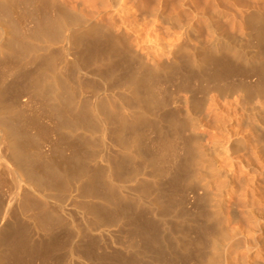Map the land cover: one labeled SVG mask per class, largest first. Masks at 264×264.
<instances>
[{
    "label": "bare ground",
    "instance_id": "6f19581e",
    "mask_svg": "<svg viewBox=\"0 0 264 264\" xmlns=\"http://www.w3.org/2000/svg\"><path fill=\"white\" fill-rule=\"evenodd\" d=\"M47 1L0 0V264H264V0Z\"/></svg>",
    "mask_w": 264,
    "mask_h": 264
},
{
    "label": "rangeland",
    "instance_id": "374dc122",
    "mask_svg": "<svg viewBox=\"0 0 264 264\" xmlns=\"http://www.w3.org/2000/svg\"><path fill=\"white\" fill-rule=\"evenodd\" d=\"M42 7H43V9H47V8L49 7V2H48L47 0H42ZM48 10H49V8H48ZM44 12H45V10H44ZM204 33H205V31H204ZM205 34H206V33H205ZM237 43H238V41H237ZM240 43L243 45L245 42H239V44L237 45L238 47H239ZM240 46H241V45H240ZM188 74H190V73H188ZM44 75H45V74L42 75V79L45 78L46 75H45V76H44ZM235 75H237V74H234V75L232 74L231 77L229 76V77H228V79H229L228 81H230L231 83L233 82L232 85H234V86H239V85L241 84L240 79H239L241 76L239 77V76H235ZM238 75H239V74H238ZM189 77L192 78V79L195 78V77H193V75H191V74H190ZM232 77H233V78H232ZM235 77L237 78L236 80H234ZM232 79H233L234 81H233ZM235 81H236V83H237V81H239L240 84L238 83V85H237V84L235 85V84H234ZM228 83H229V82H228ZM231 83H229V84L231 85ZM212 84H213V85H212ZM214 84H215V86H216V85L219 84V83H217V82H216V83H215V82H212L211 85H210L211 87L208 86L209 88H207V89L210 90V88H212V86H214ZM219 85H225V84L222 83V84H219ZM214 88H215V87H214ZM214 88H212V89H214ZM203 89H204V88H203ZM203 89H200L201 91L198 89V92H201V93H200L201 95L204 94L203 92H204L205 90L202 92ZM212 92H213V91H212ZM212 92H211V93H212ZM169 93H171V92H169ZM202 93H203V94H202ZM200 94H199V95H200ZM171 95H172V94H171ZM199 95H198V96H199ZM169 96H170V95H169ZM202 98L204 99L205 97H202ZM202 98H201V99H202ZM205 102H206V100H203L202 102H201V100H200V103H203V104H204ZM207 103H208V102H207ZM99 108H100V109H99ZM103 109H104L103 107H98V110H97V108H95L94 110H93V108H92V109H91V108H90V109L88 108V111H89L90 113L93 112V114L96 113L95 110H96V111H100L99 113L102 114L103 116L100 115V114H98V112H97L95 115H96L99 119L102 118L103 120H106V119L109 118V117H108V113H107L106 109H104V110H103ZM114 109L117 110L116 112H115V110H113V111H114V114H115V115H118V116H121V117H124V119H125L126 121H127V119H128V121L131 122V120L133 119V117H132L133 114L131 115V113L128 112L127 110H124V109L122 110V108H120V107H116V108H114ZM80 110H81V109H80ZM80 110H79V111H80ZM101 110H102V111H101ZM81 111H82V110H81ZM105 111H106V112H105ZM121 111H122V113H121ZM103 112H104V113H103ZM118 112H119V113H118ZM97 114H98V115H97ZM125 114H126V115H125ZM122 115H123V116H122ZM128 115H129V116H128ZM70 116H71L70 118H72V121H74L73 115H70ZM99 116H101V117H99ZM104 116H105V118H103ZM102 119H101V120H102ZM55 121H56V120H54L53 122H50V123H52V125H53V124L55 125ZM164 123H166V122H164ZM164 123H163V127H165L166 130H167V127L169 126V124H168V123L164 124ZM199 123H200V122H199ZM199 123H197V125H199V126H197V127H198L197 130H199V129L201 128L200 130L203 131L204 129H202V127H201V126H203V125L200 123V124H201V126H200ZM54 125H53V126H54ZM170 126H171V125H170ZM170 126L168 127V130L170 129L169 131L171 132L172 135H171V134H168V135H167L168 137H167L166 135L163 134L164 136L162 135L163 138L161 137L162 139L160 140V141H161L160 143H162L161 146H160V148H161L160 156L162 155V156H161L162 159H161L160 161H161L163 164H162L161 162H159V163H158V167H159V169H160V168L162 169V170H161V171H162V174H161V176L159 177V182H160L161 184H163V182H164V184H166V183H168V180H170L171 172L174 170V167L177 166V162L181 160V158H178V154H179V157H182V156L184 155V153H185V152H184L185 149H184L183 146L187 143L188 140H187L186 138H184V137L189 138L188 136L181 135L180 133H179V134H178V133H177V134H175V133L173 134L172 127H170ZM148 127H149V125L146 126V132H145V135H144L145 137H143L142 142H143V144L146 145L149 149H150V147H151V149L154 150V146H153V144H156L159 140L156 141V142H154V141L156 140V139H155V138H156V135H155L154 133H151V138H149V137H150V132H151L152 130L150 131V129H149ZM180 127H183V126H180V125H179L178 128H180ZM203 127H204V126H203ZM165 128H164V130H165ZM183 129H184V128H183ZM183 129H182V130H183ZM66 130H70V128H68V129H66ZM148 130H149L150 132H149ZM182 130H181V131H182ZM73 131H74V130H73ZM181 131H180V132H181ZM201 131H200V132H201ZM147 132H148V134H147ZM75 133H76V132H75ZM97 135H101V134H97ZM97 135H96V136H97ZM108 135H110V134H107V135H106V137H107V143L110 142V143H112V144H116L115 140L113 139V136H112V135H111V136H108ZM147 135H148V136H147ZM152 135H153V136H152ZM154 135H155V136H154ZM169 135H170V136H169ZM175 135H176V138H174ZM180 135H181V136H180ZM96 136H95V137H96ZM101 137H103V136H101ZM101 137H100V136H99V137L97 136V137L95 138L96 140H97V138H98L97 141L99 142V145L97 144V145H98L97 147H99V146L101 145L99 148L96 147V150H99V149H100V150H102V152H103L106 156H108V155L111 156L113 153L111 154L110 152H107V151L105 150V148H104V150H103V147H102V144H103L102 142H103V141H102V142L100 141V140L102 139ZM106 137H104V138L106 139ZM169 137H171V138H169ZM104 138H103V140H104ZM145 138H146V140H145ZM148 138H149V139H148ZM153 138H154V140H153ZM148 140H149V141H148ZM162 140H164V144H163V141H162ZM178 140H179V141H178ZM144 141H145V142L148 141V142L144 143ZM165 141H166V142H165ZM174 141H175V142H174ZM181 141H182V143H181ZM203 141H204V140H203ZM203 141H202L201 144H204V143L206 142V141H204V142H203ZM100 142H101V143H100ZM167 142H168V143H167ZM185 142H186V143H185ZM169 143H170V144H169ZM172 143H173V144H172ZM175 143H176V144H175ZM178 143H179V144H178ZM147 144H148V145H147ZM150 144H151V145H150ZM157 144H158V143H157ZM167 144H169L170 146L167 145ZM177 144L180 145L179 147L182 146L183 149H182V147H181V148H180L181 150H179ZM250 144H251V142H249V140H248V141H247V146L250 147V146H249ZM158 145H159V144H158ZM163 145H164V146H163ZM171 145L174 146V147H177V148H178V149L175 148V153H176V154L178 153L177 155L174 153V151H173L174 149L172 150L173 147H172ZM152 146H153V147H152ZM165 146L168 147V148H171V149H168V151L166 152V149H165L166 147H165ZM198 146H199V147H202L201 145H198ZM251 146H252V144H251ZM116 147H117V146H116ZM163 147H165V148H163ZM199 147H198V149H197V147H196V149H195V150H197V152H196L195 166H198V167H196V168H200V167L202 166V165H200L201 162L199 163V161L202 160V155L200 154V153H201V149H199ZM118 148H119V147H117V149H118ZM132 150H134V149H132ZM170 150H171L172 152H171ZM199 150H200V153H198ZM163 151H164V152H163ZM176 151H177V152H176ZM178 151H179V152H178ZM180 151L182 152V154H180V153H181ZM96 152H98V153L100 152V154H103V153H101V151H96ZM106 152H107L108 154H107ZM134 152H135V150H134L133 152H130L131 154L129 153V157L132 156V157L130 158V161H129L130 166H129L128 164H126L128 167H132V169H131V168H129V169H130V170H134V171L136 170V171L139 172V173H140L141 169L144 170V168H145L147 171H148V170L151 171L152 169H150L149 167H147V168L145 167V166H146L145 161H144L145 166H144V164H142V163H143V162H142L143 160H142L141 156H137V155H135L136 152H135V153H134ZM169 152H171V154H170ZM163 153H165V155H164ZM172 153H173L174 155H172ZM198 154H199V155H198ZM134 155H135V156H134ZM197 155L200 156V157H198ZM110 156H109V157H110ZM136 156H137V157H136ZM167 156H170V157H167ZM172 156H173V157H172ZM176 156H177V158L180 159V160H178V159L176 158ZM138 157H139V158H138ZM163 157H165L164 160L167 158L168 161H167V160L164 161V160H163ZM134 158H135V159H134ZM140 158H141V159H140ZM174 158L176 159V161H175ZM170 159H173V160H170ZM199 159H200V160H199ZM136 160H137V161H136ZM169 160L172 162V164H171V162H170ZM133 161H134V163H133ZM140 161H141L142 163H141ZM166 161H167V162H166ZM173 161H174L176 164L173 163ZM165 162H166V163H165ZM136 163H137V164H136ZM164 163H165V164H164ZM135 164H136V165H140V164H142V166H141V165H140L141 167L138 166V168L140 167V169H138L137 166H136ZM159 164H160V165H159ZM173 164H175V165H173ZM196 164H197V165H196ZM131 165H132V166H131ZM134 165H135L136 167H134ZM163 165H164L165 167H164ZM172 165H173V166H172ZM127 166H126V169H128ZM143 166H144V167H143ZM142 167H143V168H142ZM172 167H173V168H172ZM134 168H135V169H134ZM171 168H172V171H171ZM138 170H140V171H138ZM163 170H164L165 172H163ZM141 172H142V171H141ZM166 172H167V173H166ZM148 173L151 174V177H149V179H148V181L151 182V179H152V177H153L152 174H154V173L149 172V171H148ZM164 173H166V175H164ZM150 174H149V176H150ZM167 174H168V175H167ZM169 174H170V175H169ZM165 176H166V177H165ZM167 177H169V178L167 179ZM164 179H166L167 181H164ZM95 180H96V181H95ZM95 180H93L95 183L92 182V181L90 180V181L86 184L85 189H86V192H87V193H88V191L91 192V194H92L93 191H94V192H96V191H97V192H99V191L101 192L100 189H102V192H103V189H104L103 184H102L101 182L98 183V179H95ZM90 182H91V183H90ZM96 182H97V183H96ZM92 184H93V185H92ZM101 184H102V185H101ZM137 184H139V185H137ZM89 185H90V186H89ZM99 185H100L102 188H101ZM129 185H130V184H129ZM135 185L138 186V188H136ZM140 185H141L140 182H136V183H134L135 188H134V186H133V188H134L135 190L133 189V192H134V191H137V193L134 192V193L137 194L136 196H138V194L140 195V194L142 193L140 196H141V197H144V198H145V197L147 198V195H148V194H147V191H146L144 188H142V185H141V186H140ZM86 187H87V188H86ZM88 187H89L90 189H91L92 187H94L95 189L92 188L93 190L90 191V189H89ZM97 187H98V188H97ZM139 187H140V188H139ZM136 189H137V190H136ZM140 189H142L143 191H140ZM95 190H96V191H95ZM94 192H93V193H94ZM105 192H106V191H105ZM138 192H140V193H138ZM143 192H144V193H143ZM145 192H146V193H145ZM106 193H107V192H106ZM106 193L103 192V194H105V195H106ZM88 194H90V193H88ZM107 194H108V193H107ZM109 195H110V196H109ZM109 195H106V196H105V197L108 196L106 199L109 200V197H110V201H114V200L112 199L113 197L111 196L110 193H109ZM133 195H134V194H133ZM143 195H144V196H143ZM140 196H139V197H140ZM90 199H92V198H91V197L89 198V196H88V200H89L88 202L92 203L94 200H90ZM111 199H112V200H111ZM105 202H106V201H105ZM105 202H104V203H105ZM106 203H107V202H106ZM103 206H104V205H103ZM103 206H102V207H98V209L96 208L97 211L101 208L100 210H101L102 212H99L100 210H99L98 212L95 210V212H97V213H94V212H93V213L91 214L92 216H90V217H91L90 219H94L95 221H96L97 219H99V220H98L99 223H102V224L106 225V223L108 222L109 225H110V224L113 225V224H114L113 222H114V220H115V217H114V214H111V213H113V212L111 211V209H109V208H111V207L104 209ZM103 210H105V211H103ZM109 211H110V212H109ZM19 212H20V211H19ZM19 212H18V217L21 216L20 218H21L23 221H25V222H27V223H29V222L32 223V221H31L32 219H30V218L28 217V214H29L28 212H25V211H21L22 213H19ZM23 212H24V213H23ZM90 213H91V212H90ZM98 213L101 214V215H96V214H98ZM20 214H22V215H24V216L26 215L25 217H27V218H25L24 216H22V215H20ZM109 214H110V215H109ZM95 216L98 217V218H96ZM100 216H103L104 218H103V217L100 218ZM110 216H111V217L113 216L112 218H114V220H112V218H108V217H110ZM105 218L108 219L109 221L106 220ZM28 219H29V220H28ZM110 220H111V221H110ZM0 221H3V220L1 219V215H0ZM28 221H29V222H28ZM98 221H97V222H98ZM36 223H37V222H33V224H34L35 226H37L38 229H40L39 224L36 225ZM108 223H107V224H108ZM37 227H36V228H37ZM38 229H37V231H38ZM38 232H39V233L42 232L41 234H39V235L42 236V234H43L44 231L40 229V231H38ZM112 233H114V234H112ZM112 233H111L112 235H111V234H105L106 236L103 235V237H102L103 239H104V237H106V238H105L104 240H102V242H103V243H102V249H101L100 251L103 252V253H105V254H112L113 252H115V251L112 249V247L114 248V241H115V238H116V237L114 236V235H115V232L112 231ZM109 235L112 236V237H111L112 240H111V238H110ZM43 236H44V234H43ZM113 236H114V237H113ZM107 237H108V238H107ZM113 239H114V241H113ZM104 241H105V242H104ZM111 241L113 242V243H112L113 245L111 246V248H109L110 245H111ZM105 243L108 245L107 247H106ZM107 248H108V249H107ZM111 250H113L112 253H110ZM108 251H109V252H108ZM37 262H38L37 264H42V260H40V259H39Z\"/></svg>",
    "mask_w": 264,
    "mask_h": 264
}]
</instances>
